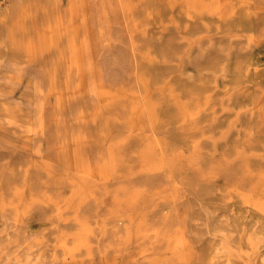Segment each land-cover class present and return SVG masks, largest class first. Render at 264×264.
Listing matches in <instances>:
<instances>
[{"label":"rangeland","instance_id":"obj_1","mask_svg":"<svg viewBox=\"0 0 264 264\" xmlns=\"http://www.w3.org/2000/svg\"><path fill=\"white\" fill-rule=\"evenodd\" d=\"M0 264H264V0H0Z\"/></svg>","mask_w":264,"mask_h":264}]
</instances>
